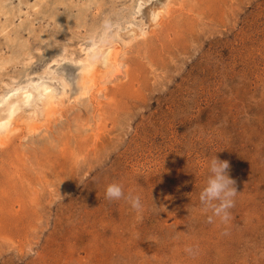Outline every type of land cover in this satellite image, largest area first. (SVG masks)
<instances>
[{
    "label": "rangeland",
    "instance_id": "1",
    "mask_svg": "<svg viewBox=\"0 0 264 264\" xmlns=\"http://www.w3.org/2000/svg\"><path fill=\"white\" fill-rule=\"evenodd\" d=\"M139 1L0 0V101L55 54L145 32L120 31L101 91L77 98L78 67L52 63L66 96L0 145V264H264V0ZM213 155L239 193L227 224L199 201Z\"/></svg>",
    "mask_w": 264,
    "mask_h": 264
},
{
    "label": "bare ground",
    "instance_id": "2",
    "mask_svg": "<svg viewBox=\"0 0 264 264\" xmlns=\"http://www.w3.org/2000/svg\"><path fill=\"white\" fill-rule=\"evenodd\" d=\"M144 5L145 2L140 0L138 8ZM162 12L163 9L151 11L150 17L154 23L161 17ZM120 31L123 36H126L125 39H122L124 44H128L145 34L143 29L134 23H130L122 30H116V39L119 38ZM116 39L110 38L108 34L103 35L98 40L92 39L89 46L83 49V56L80 58L59 53L55 54L56 58L52 63L56 67L61 62H70L78 67L77 98L87 95L94 88L101 91L105 84V79H113L118 73H121V64L118 61L121 44ZM4 61L0 59L2 65L7 64L9 60L6 59ZM51 64L46 67L44 75L41 73L38 76L36 75V78L27 76L21 84L12 85L1 96L0 145L3 144L11 132H15L18 129L20 121L26 124L30 133L39 130L38 123L48 119L54 110H57L55 107L58 104V100L66 96L70 86L65 82V78L58 72L57 68L50 67Z\"/></svg>",
    "mask_w": 264,
    "mask_h": 264
},
{
    "label": "clouds",
    "instance_id": "3",
    "mask_svg": "<svg viewBox=\"0 0 264 264\" xmlns=\"http://www.w3.org/2000/svg\"><path fill=\"white\" fill-rule=\"evenodd\" d=\"M230 163L227 160H221L213 155L208 168V175L205 185L199 193V201L203 211H211L208 216V223L213 222L217 217L221 223L227 224L231 219V209L235 206V197L239 194L236 188V181L230 177ZM106 198L110 201H119L121 199L130 203L131 207L141 210L144 205L141 197L129 191H124L123 185L118 182L109 183L106 187ZM227 232H225V235ZM186 252L193 253L192 248H186Z\"/></svg>",
    "mask_w": 264,
    "mask_h": 264
}]
</instances>
